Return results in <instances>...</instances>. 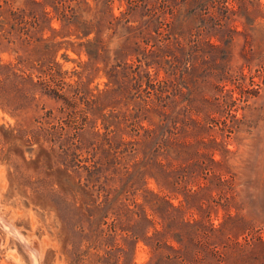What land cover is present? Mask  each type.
I'll return each mask as SVG.
<instances>
[{"label": "rangeland", "instance_id": "1", "mask_svg": "<svg viewBox=\"0 0 264 264\" xmlns=\"http://www.w3.org/2000/svg\"><path fill=\"white\" fill-rule=\"evenodd\" d=\"M0 219V264H264V0H0Z\"/></svg>", "mask_w": 264, "mask_h": 264}, {"label": "bare ground", "instance_id": "2", "mask_svg": "<svg viewBox=\"0 0 264 264\" xmlns=\"http://www.w3.org/2000/svg\"><path fill=\"white\" fill-rule=\"evenodd\" d=\"M0 224H4L5 226H7L8 228H9V230L10 231H15V230H13L12 229V227H11V225L10 224H6L4 221H3V219H0ZM13 234H14V232H12ZM15 235V234H14ZM20 236V239H23V238H21V235H19ZM25 242V241H24ZM23 243V242H22ZM34 250L36 249L35 247H33V246H31ZM35 253H34V264H38L37 262H36V260H37V255H36V252H38L37 250L36 251H34ZM40 263V262H39Z\"/></svg>", "mask_w": 264, "mask_h": 264}, {"label": "trees", "instance_id": "3", "mask_svg": "<svg viewBox=\"0 0 264 264\" xmlns=\"http://www.w3.org/2000/svg\"><path fill=\"white\" fill-rule=\"evenodd\" d=\"M131 3V9H134V8H139L141 5L140 4H138L137 2H130ZM135 45H137V44H135ZM139 48H137V49H135V50H138ZM5 69V68H4ZM2 75H3V73H2Z\"/></svg>", "mask_w": 264, "mask_h": 264}, {"label": "water", "instance_id": "4", "mask_svg": "<svg viewBox=\"0 0 264 264\" xmlns=\"http://www.w3.org/2000/svg\"><path fill=\"white\" fill-rule=\"evenodd\" d=\"M24 246H26L27 248H29V249H33L31 246H29L28 244H26V243H24ZM34 250V249H33Z\"/></svg>", "mask_w": 264, "mask_h": 264}]
</instances>
